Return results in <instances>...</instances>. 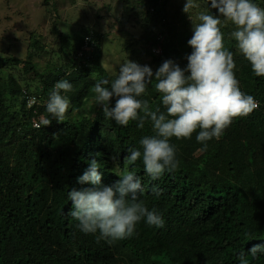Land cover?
<instances>
[{
	"label": "trees",
	"instance_id": "trees-1",
	"mask_svg": "<svg viewBox=\"0 0 264 264\" xmlns=\"http://www.w3.org/2000/svg\"><path fill=\"white\" fill-rule=\"evenodd\" d=\"M123 1L150 40L153 72L165 60L186 67V56L192 51L187 43L190 37L181 38L182 29L172 25L166 0ZM256 2L264 7V0ZM87 31L94 51L77 61L76 52L84 43L80 39L76 51L67 54L50 81L42 82L34 93L39 102L32 109H27L23 97V90L28 95L31 92L15 79L9 77L8 87L18 105L8 103L0 89V135L10 137L0 147V264H239L240 252L264 244V77L254 75L235 41L228 39L231 26L222 31L234 54L236 78L241 90L255 97L258 107L234 119L218 140L208 142L205 151H198L202 145L195 132L190 139L172 138L178 164L155 180L146 174L141 160L129 164L125 159L128 148L139 147L143 136L154 134L149 119L143 128L137 126L138 121L124 127L106 119L101 110L78 121L53 119L48 126L40 121L38 128L33 127L32 118L47 116L45 100L58 80L72 83L67 95L78 107L92 94L97 81L114 78L100 68L102 35ZM157 35L163 37L160 55L150 52ZM34 45L40 48L37 42ZM12 62L22 61L0 58V68ZM143 99L152 109L162 108L152 86ZM61 136L64 142L58 147ZM10 145L15 149L12 156L5 153ZM93 159L100 164L103 185L118 180L117 173L133 170L144 188L140 198L149 209L162 213L163 227L141 221L132 237L111 243L97 242L98 233L80 231L78 222L69 216L72 202L67 193L73 188L95 187L77 179ZM251 264H264V257Z\"/></svg>",
	"mask_w": 264,
	"mask_h": 264
},
{
	"label": "clouds",
	"instance_id": "clouds-1",
	"mask_svg": "<svg viewBox=\"0 0 264 264\" xmlns=\"http://www.w3.org/2000/svg\"><path fill=\"white\" fill-rule=\"evenodd\" d=\"M204 3L207 7L196 13L198 22L193 21L190 12L200 9V0H185L183 7L193 22L192 37L187 42L192 51L186 56V67L165 60L154 73L150 66L128 59L120 64L114 78L101 79L93 86L94 101L102 106L106 119L124 127L130 121H138L140 128L146 119L150 120L154 134L143 136L139 147L128 148L125 159L129 164L141 160L153 180L178 164L172 138L190 139L195 132L196 141L202 145L198 151H205L208 142L218 140L234 119L246 117L258 107L255 97L240 88L234 54L225 46L222 29L231 25L228 39L235 41L236 49L250 64L254 75L264 77V7L256 0H204ZM209 4L218 15L209 11ZM162 41L161 35L155 37L151 54H161H155L152 48L159 46L161 50ZM149 86L159 93L162 108L152 109L149 101L143 99ZM72 88L67 79L54 84L44 105L47 113L41 121L44 126L53 119L63 121L70 109L77 111L67 95ZM99 168L100 164L93 159L77 178L78 183L94 188H73L67 193L68 201L72 202L69 216L78 222L80 231L98 233L97 242L111 243L132 237L141 221L163 227L162 213L154 207L149 209L140 198L144 188L133 170L117 173L118 180L103 185ZM153 191L159 194L156 189ZM259 257H264V244L254 245L247 253L240 252L237 259L239 264H251Z\"/></svg>",
	"mask_w": 264,
	"mask_h": 264
},
{
	"label": "rangeland",
	"instance_id": "rangeland-1",
	"mask_svg": "<svg viewBox=\"0 0 264 264\" xmlns=\"http://www.w3.org/2000/svg\"><path fill=\"white\" fill-rule=\"evenodd\" d=\"M125 3L123 0H0V19H7L6 23L2 20L0 24V58H17L22 61L4 63L5 66L0 68V89L5 91L4 99L15 105L19 103L8 87L11 77L21 88H28L39 102V96L34 93L41 88L42 82L50 81L56 66L65 63L66 55L76 51L80 39L84 42L91 36L88 29L102 35L98 49L100 68L110 77H115L120 64L128 59L152 68V58L148 53L150 40L139 23L125 10ZM184 4L185 0H166L165 7L173 17L172 25L178 31L182 29L180 37L188 40L189 37L191 39L193 22L183 11ZM200 5V9L190 12L194 22H198L196 13L207 7L204 0H200ZM208 7L209 11L218 15L210 4ZM93 51L89 49L86 55L90 56ZM91 90L92 94L84 98L81 106L71 104L77 111L70 109L64 121H78L83 115L102 110V106L94 101L93 88ZM18 98L23 100L22 96ZM112 103L114 105L115 100ZM43 117L39 115L40 121ZM5 121L11 122V119ZM9 138L0 135V147ZM60 139L58 147L63 145L64 136ZM14 150V146L10 145L5 153L12 156Z\"/></svg>",
	"mask_w": 264,
	"mask_h": 264
},
{
	"label": "built area",
	"instance_id": "built-area-1",
	"mask_svg": "<svg viewBox=\"0 0 264 264\" xmlns=\"http://www.w3.org/2000/svg\"><path fill=\"white\" fill-rule=\"evenodd\" d=\"M94 44L92 41V36H90L86 41H84V44L82 45L81 49H79V52L76 54L75 59L78 61L79 59H83L86 55V53L89 51V49H94ZM152 52L155 54H160L161 50L159 46H155L152 48ZM87 56V55H86ZM88 57V56H87ZM24 98H26V103L28 108L32 109L37 104V98L34 95H28L26 92H23ZM32 124L34 128H38L40 126V120L36 117L32 118Z\"/></svg>",
	"mask_w": 264,
	"mask_h": 264
}]
</instances>
